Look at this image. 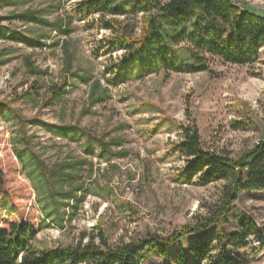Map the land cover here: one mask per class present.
<instances>
[{"label": "rangeland", "instance_id": "rangeland-1", "mask_svg": "<svg viewBox=\"0 0 264 264\" xmlns=\"http://www.w3.org/2000/svg\"><path fill=\"white\" fill-rule=\"evenodd\" d=\"M80 1L0 0V25L22 37H45L37 47L13 38L0 40V169L17 210L2 216L38 224L42 215L32 183L21 174L13 154L11 139L13 143L19 130L33 137L34 151L49 166L86 159L74 178L85 181V199L75 207L77 200L61 207L64 226L55 222L41 230L35 241L39 247L76 244L82 233H91L98 224L106 228L111 242L130 241L148 231L164 235L206 213L218 200L222 183L202 185L198 179L188 182L182 177L184 158L174 149L182 138L179 124H195L207 147L232 157L264 140V54L244 66L213 59L210 73L156 72L111 80L108 69L121 65L122 52L108 50L104 40L110 32L98 24L97 15L81 20ZM235 1L250 2L264 14V0ZM23 13H35L47 24L27 22L19 17ZM68 53L72 71L91 80L65 74ZM28 60L47 73H32ZM65 77L70 84L63 101L44 106L46 90ZM97 82L100 89L109 88L110 98L90 106L91 87ZM19 117L26 120L24 126ZM241 121L250 124L237 128ZM42 122L77 125L86 134L71 142L65 135L52 134ZM87 132L106 135L105 140L119 138L121 144L112 148L118 154L108 163L97 155L99 148L88 154ZM124 202L137 212L121 205ZM240 213L264 225V192L240 195L229 216L231 228ZM193 240L184 238L172 247L169 258L154 252L143 264H175L180 245L188 248ZM250 247L244 254L247 264H264V246L251 240Z\"/></svg>", "mask_w": 264, "mask_h": 264}, {"label": "trees", "instance_id": "trees-1", "mask_svg": "<svg viewBox=\"0 0 264 264\" xmlns=\"http://www.w3.org/2000/svg\"><path fill=\"white\" fill-rule=\"evenodd\" d=\"M77 11L81 20L97 15L98 24L110 32L104 40L108 50L122 52L121 65L108 69L111 80L129 75L142 78L156 72L210 73L213 59L244 66L258 62L264 54V14L235 0H81ZM19 17L27 22L47 24L35 13H23ZM18 34L0 25V40L13 38L37 47L45 38ZM70 58L68 53L65 74L85 82L91 80L72 71ZM34 65L28 60L32 73H47ZM69 84L65 77L61 83L50 86L43 105L62 102ZM100 88V82L91 87L90 106L110 98L109 88ZM25 121L19 117L18 122L23 126ZM41 124L52 134L65 135L71 142L81 141L86 134L77 125ZM236 124L241 128L250 123ZM178 128L182 138L174 149L184 158L182 177L188 182L198 179L202 185L222 183L218 200L207 206L206 213L197 214L191 223L164 235L148 231L130 241L111 242L106 228L98 224L91 233H82L76 244L54 248L37 246V235L55 222L63 227L66 215L61 207L77 200L75 207L85 199V181L75 182L74 178L86 159L63 160L49 166L34 151L33 137L25 135L24 129L19 130L13 143L11 139L13 154L21 174L32 183L42 215L38 224L2 216L3 212L11 215L17 210L6 185V174L0 169V264H143L154 252L171 257L172 247L186 237L194 240L188 248L180 245L175 264H247L244 254L250 241L256 240L264 246V225L260 227L248 214L240 213L231 228L229 216L242 193L264 192V140L232 157L228 152L207 147L195 124H179ZM105 138L103 134L88 133L85 150L94 155L99 148L97 155L108 163L118 154L113 146H119L121 141L117 137ZM107 188L101 187L105 192ZM121 205L137 212L127 202Z\"/></svg>", "mask_w": 264, "mask_h": 264}, {"label": "crops", "instance_id": "crops-1", "mask_svg": "<svg viewBox=\"0 0 264 264\" xmlns=\"http://www.w3.org/2000/svg\"><path fill=\"white\" fill-rule=\"evenodd\" d=\"M241 3H247V5L251 8H253L254 6H253V4L252 3H250V2H247V1H244V2H241ZM260 10V9H259Z\"/></svg>", "mask_w": 264, "mask_h": 264}]
</instances>
